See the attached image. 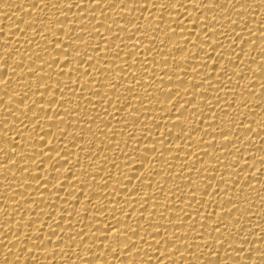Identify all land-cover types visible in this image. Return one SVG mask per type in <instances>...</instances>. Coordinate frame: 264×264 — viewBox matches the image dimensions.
<instances>
[{
  "label": "bare ground",
  "instance_id": "obj_1",
  "mask_svg": "<svg viewBox=\"0 0 264 264\" xmlns=\"http://www.w3.org/2000/svg\"><path fill=\"white\" fill-rule=\"evenodd\" d=\"M209 2L0 0V264H264V0Z\"/></svg>",
  "mask_w": 264,
  "mask_h": 264
},
{
  "label": "snow or ice",
  "instance_id": "obj_2",
  "mask_svg": "<svg viewBox=\"0 0 264 264\" xmlns=\"http://www.w3.org/2000/svg\"><path fill=\"white\" fill-rule=\"evenodd\" d=\"M177 2L180 3V0H177ZM201 2H203V0H201ZM95 3H97V4L100 3V0H95ZM209 4H211V5L215 6V7H218V5H214V4L211 2V0H210ZM180 6L183 7V4L181 3ZM206 6H207V5H206ZM164 7L166 8L167 5L165 4ZM205 31H206V33H207V26H206V28H205ZM240 37H241V40L244 39L243 36H240ZM57 43H61V42H57ZM241 51H243V49H241ZM260 68H261V67H260ZM261 70L264 71V69H261ZM88 74L91 75L90 72H89ZM101 74H103V73H101ZM3 83L6 85V84L8 83V81L5 80V81H3ZM196 87H199V85H197ZM174 95H178V93L175 92ZM174 95H169V96H168V99L171 100V99H172V96H174ZM0 99H3V97H0ZM54 102H55V101H54ZM57 115L59 116V113H57ZM249 129H251L250 126H249ZM62 135H63V134H62ZM224 135L226 136L227 134L225 133ZM237 138L239 139V137H237ZM46 143H47V141H45V144H46ZM53 150H56V149H53ZM0 151H2V149H0ZM57 151H58V150H57ZM65 154L67 155L68 152L66 151ZM41 155L43 156L44 153H41ZM50 158H51V157H50ZM145 159L147 160V156H145ZM56 163H59V161H57ZM261 164H264V158L261 159ZM24 170H26V169H21V171H24ZM53 170H54V171L57 170L56 167H55V165L53 166ZM34 179H36V180H40V179H42V178L39 177V176H36V177H34ZM56 179H57V177H56L55 175H53V180H56ZM0 227H3V226L0 225ZM108 231L111 232L112 229H108ZM117 232H119L118 229H117ZM81 233H82V232H81ZM136 235H138V233H136ZM123 236H124L123 233L116 234V235L114 236V239L111 241V243L114 244V245L130 244L131 241H129V240H124V239H123ZM26 238H27V235H24V239H26ZM105 238H106V237H105ZM17 239H20V237H17ZM24 239H23V240H24ZM0 243H3V241H0ZM221 245H223L222 242H221ZM132 246H133V245H132ZM229 247H230V245H229ZM25 248L27 249L26 244H25ZM240 248H243V247H240ZM108 249H109L111 252H112V250H113L111 247H109ZM9 251H11V249H9ZM118 252H119V251H116L115 253H118ZM255 256H256V258L264 257V252H257V253L255 254ZM256 260H257V259H256Z\"/></svg>",
  "mask_w": 264,
  "mask_h": 264
}]
</instances>
